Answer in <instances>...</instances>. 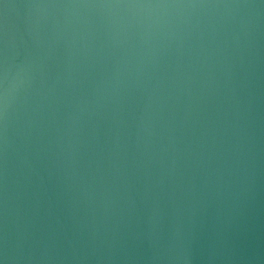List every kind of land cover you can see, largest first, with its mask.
Segmentation results:
<instances>
[{"label": "water", "instance_id": "obj_1", "mask_svg": "<svg viewBox=\"0 0 264 264\" xmlns=\"http://www.w3.org/2000/svg\"><path fill=\"white\" fill-rule=\"evenodd\" d=\"M0 264H264V0H0Z\"/></svg>", "mask_w": 264, "mask_h": 264}]
</instances>
